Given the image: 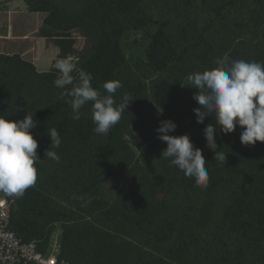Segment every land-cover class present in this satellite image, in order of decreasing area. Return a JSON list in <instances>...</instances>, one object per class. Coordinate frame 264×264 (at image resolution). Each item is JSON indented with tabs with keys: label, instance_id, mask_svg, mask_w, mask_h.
I'll return each instance as SVG.
<instances>
[{
	"label": "trees",
	"instance_id": "obj_1",
	"mask_svg": "<svg viewBox=\"0 0 264 264\" xmlns=\"http://www.w3.org/2000/svg\"><path fill=\"white\" fill-rule=\"evenodd\" d=\"M46 14L39 35L60 57L91 73L93 87L118 80L117 104L130 101L107 135L93 131L60 98L54 68L38 71L18 54L0 53V116L23 119L38 142L36 183L9 203V229L63 264H264V142L240 143L241 128L218 133L213 159L196 122L190 73L224 56L264 63V0H22ZM76 32L86 41L73 49ZM139 56H135V51ZM75 75V73H73ZM25 109V111H24ZM177 125L202 150L208 170L198 185L170 166L155 129ZM57 128L59 162L44 153ZM161 155V156H160ZM12 199V202H10Z\"/></svg>",
	"mask_w": 264,
	"mask_h": 264
},
{
	"label": "clouds",
	"instance_id": "obj_2",
	"mask_svg": "<svg viewBox=\"0 0 264 264\" xmlns=\"http://www.w3.org/2000/svg\"><path fill=\"white\" fill-rule=\"evenodd\" d=\"M216 63L218 66L212 69L188 74L185 86L196 90L193 99L198 107L192 109L196 122L203 125L206 120L211 121L203 130L206 147L214 152V160L225 163L226 154L218 151V133L231 134L239 127L242 129L239 136L242 145L264 142V63L228 56ZM52 67L58 73L54 86L61 89L60 98L70 106L72 119L79 120L81 109L90 104L91 120L95 125L93 131L98 135H107L133 100L125 95L117 104L115 93L122 87L121 82L105 81L100 85L101 92L93 87L91 73L78 69L72 58L58 59ZM37 124L34 113H26L23 119L15 121L0 116V193L20 197L36 183V165L42 159L36 151L38 142L30 130ZM176 127L174 121L162 120L155 129L157 139L166 143L161 155L185 177L198 185H205L208 170L202 150L194 147L187 133L170 135ZM46 134L51 146L44 157L59 162L60 157L55 151L62 142L58 129H47ZM54 250L57 259V244Z\"/></svg>",
	"mask_w": 264,
	"mask_h": 264
},
{
	"label": "rangeland",
	"instance_id": "obj_3",
	"mask_svg": "<svg viewBox=\"0 0 264 264\" xmlns=\"http://www.w3.org/2000/svg\"><path fill=\"white\" fill-rule=\"evenodd\" d=\"M4 5L9 6L10 10L0 15V28L4 25L13 33V38H0V44L7 43L5 52L21 55L22 59L34 64L38 71H48L53 68L52 65L56 60L61 59L60 51L53 40L39 35L46 14L30 12L22 0H0V6ZM72 37L75 42L72 48L76 52L83 51L86 46L84 38L76 32ZM137 50L135 56L140 54ZM70 58L73 60V57Z\"/></svg>",
	"mask_w": 264,
	"mask_h": 264
},
{
	"label": "built area",
	"instance_id": "obj_4",
	"mask_svg": "<svg viewBox=\"0 0 264 264\" xmlns=\"http://www.w3.org/2000/svg\"><path fill=\"white\" fill-rule=\"evenodd\" d=\"M9 224V203L8 198L4 197L0 199V264H63L57 261L56 250H54V258L45 260L35 244H24L9 229Z\"/></svg>",
	"mask_w": 264,
	"mask_h": 264
},
{
	"label": "crops",
	"instance_id": "obj_5",
	"mask_svg": "<svg viewBox=\"0 0 264 264\" xmlns=\"http://www.w3.org/2000/svg\"><path fill=\"white\" fill-rule=\"evenodd\" d=\"M9 10H10L9 6H7V5L0 6V15H2L3 12H7ZM7 24H10V22L9 23L7 22ZM0 29H1L0 30V38H6V37L13 38V33L8 30V27H4V25H2ZM6 44L7 43H3V45L0 44V53L9 54V53L5 52V49H6L5 45ZM9 55H11V54H9ZM20 57H21V55H20Z\"/></svg>",
	"mask_w": 264,
	"mask_h": 264
}]
</instances>
